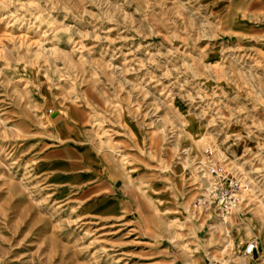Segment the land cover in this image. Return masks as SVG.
Listing matches in <instances>:
<instances>
[{
	"label": "rangeland",
	"instance_id": "rangeland-1",
	"mask_svg": "<svg viewBox=\"0 0 264 264\" xmlns=\"http://www.w3.org/2000/svg\"><path fill=\"white\" fill-rule=\"evenodd\" d=\"M0 264H264V0H0Z\"/></svg>",
	"mask_w": 264,
	"mask_h": 264
},
{
	"label": "built area",
	"instance_id": "built-area-1",
	"mask_svg": "<svg viewBox=\"0 0 264 264\" xmlns=\"http://www.w3.org/2000/svg\"><path fill=\"white\" fill-rule=\"evenodd\" d=\"M207 172L210 176L208 184V202L213 206V213L223 217L224 213L236 208L238 192L242 188V180L232 172L219 165L213 159H208ZM258 251L257 242L252 241L246 245L245 255H252Z\"/></svg>",
	"mask_w": 264,
	"mask_h": 264
},
{
	"label": "bare ground",
	"instance_id": "bare-ground-1",
	"mask_svg": "<svg viewBox=\"0 0 264 264\" xmlns=\"http://www.w3.org/2000/svg\"><path fill=\"white\" fill-rule=\"evenodd\" d=\"M237 197H241V195H240V194H238V195H237ZM254 254H255V253H254Z\"/></svg>",
	"mask_w": 264,
	"mask_h": 264
}]
</instances>
